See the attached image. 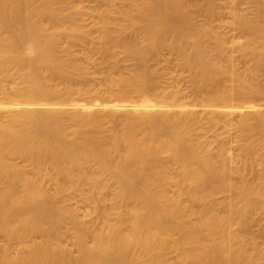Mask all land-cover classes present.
Returning <instances> with one entry per match:
<instances>
[{"label": "bare ground", "instance_id": "1", "mask_svg": "<svg viewBox=\"0 0 264 264\" xmlns=\"http://www.w3.org/2000/svg\"><path fill=\"white\" fill-rule=\"evenodd\" d=\"M94 1L0 0V264H264V0Z\"/></svg>", "mask_w": 264, "mask_h": 264}, {"label": "rangeland", "instance_id": "2", "mask_svg": "<svg viewBox=\"0 0 264 264\" xmlns=\"http://www.w3.org/2000/svg\"><path fill=\"white\" fill-rule=\"evenodd\" d=\"M81 5H83L85 8H87L88 10H91L95 5V1L94 0H81ZM238 7H241V9L247 13V14H250V10L248 8V5L245 3V2H241V4L238 6ZM199 21L201 22L202 18H198ZM87 21H89V19H87ZM233 34L237 37L242 38L240 37L241 36V32L239 30H234L233 31ZM172 67V63L169 62L168 63V69H170ZM164 76H166V74L164 73ZM181 87L186 90V82L185 81H182L181 82Z\"/></svg>", "mask_w": 264, "mask_h": 264}]
</instances>
